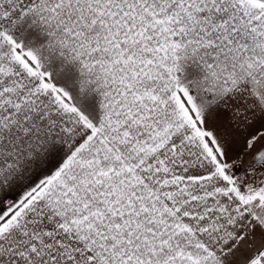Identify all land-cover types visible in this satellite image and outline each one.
Returning <instances> with one entry per match:
<instances>
[{
  "label": "snow or ice",
  "instance_id": "1",
  "mask_svg": "<svg viewBox=\"0 0 264 264\" xmlns=\"http://www.w3.org/2000/svg\"><path fill=\"white\" fill-rule=\"evenodd\" d=\"M0 264H264V0H0Z\"/></svg>",
  "mask_w": 264,
  "mask_h": 264
}]
</instances>
